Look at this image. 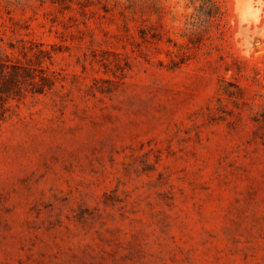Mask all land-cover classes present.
I'll return each instance as SVG.
<instances>
[{
	"label": "rangeland",
	"instance_id": "374dc122",
	"mask_svg": "<svg viewBox=\"0 0 264 264\" xmlns=\"http://www.w3.org/2000/svg\"><path fill=\"white\" fill-rule=\"evenodd\" d=\"M257 7L0 0V264H264Z\"/></svg>",
	"mask_w": 264,
	"mask_h": 264
},
{
	"label": "clouds",
	"instance_id": "9594fccd",
	"mask_svg": "<svg viewBox=\"0 0 264 264\" xmlns=\"http://www.w3.org/2000/svg\"><path fill=\"white\" fill-rule=\"evenodd\" d=\"M247 3L260 6V7H257L255 9L257 16L264 14V0H247ZM257 23H258V21H257Z\"/></svg>",
	"mask_w": 264,
	"mask_h": 264
}]
</instances>
